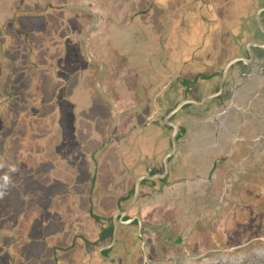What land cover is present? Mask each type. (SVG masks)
I'll list each match as a JSON object with an SVG mask.
<instances>
[{"label":"rangeland","instance_id":"374dc122","mask_svg":"<svg viewBox=\"0 0 264 264\" xmlns=\"http://www.w3.org/2000/svg\"><path fill=\"white\" fill-rule=\"evenodd\" d=\"M101 1L109 4L112 0ZM118 1L123 2L124 0ZM193 1H124L127 7L131 5L129 7L131 12H138L139 17L135 25L145 26L144 29L140 27L147 32L142 34V36L146 35L145 42L156 41L153 35L159 33L160 30L168 32L167 45L164 46L168 49L167 55L160 56L163 61L158 59L159 53L154 50L150 51L152 55L150 52L148 55L151 69H155L160 76L161 74L166 75L167 80L170 79V81L164 79L163 82L158 83V91L160 86L164 85H170L174 90L176 89L175 84L181 89L188 87L191 89V86L208 79L206 74L209 73V68L204 67V64L201 63V59L206 55V51L202 49L215 48V45H210L208 42L211 41L212 36L209 38L210 40H206L205 45L203 44L201 32L203 24H206V22L203 23V15H206L205 17L208 19L207 32L214 35L213 31L217 29L213 27L212 19L207 16L208 13L205 14L202 11L199 0H195L190 6L187 5ZM218 1L221 3V7L225 4V7L227 6V10L222 8L221 15L224 22L226 21L225 31L231 29L233 32L237 29L236 25L243 23L240 19L242 16L240 10L248 1ZM69 2L74 7L78 5L76 0H69ZM251 2L253 5L249 25L253 23V27L248 28L254 30L258 21L256 18L253 21L251 19L256 9L264 4V0H251ZM45 3L55 4L54 7L57 8L58 5L62 6L64 1L46 0ZM90 3L92 4V1ZM234 3L236 6H233ZM22 6L19 10L11 8L6 11V14L4 11L0 15V238H3L0 241V257L5 255L1 251L12 248L15 240L19 241L18 244L22 250L18 263L39 264V262L45 261V257L42 260L40 254L46 255L47 252H50L49 247L48 245H30L28 242L48 237L60 231L65 215L73 216V209H75L74 180L79 174L82 159L78 151L85 153L84 144L88 141L78 138L74 121L67 119L62 112L63 108L57 107L58 103L53 102L64 100V88L61 93L60 88L65 86L69 80L71 81L70 76L68 77L69 71L70 74H73V68H76L74 69L75 73L76 70L81 72L80 69L85 67V62H81L80 68L73 67V64H67L69 67L67 69L63 67L62 56L66 51V40L69 39L65 40L69 31L66 12L61 9V11L55 10L52 6H47L39 0H26ZM143 11L145 14H142ZM233 11H237V13L233 14ZM126 12H124L125 21L129 20L128 17H133V15L126 17ZM232 19H234L233 22H230ZM89 21L92 23L91 19ZM141 29L137 27V30ZM96 34L94 32L92 35L91 33L85 35V39L90 36V39L87 40L88 50L95 53L94 57L98 59H107L108 56H103L99 47L98 49L93 47L94 37L101 36V34ZM85 39L84 46L86 47ZM88 50L86 52L89 53ZM207 52L210 51L207 50ZM210 53L215 54L213 50ZM116 62V59L111 58L107 64L106 75L112 71L115 75L117 74V70L114 69ZM211 63L210 60H207V65L210 66ZM140 65L143 64H137L128 69L121 65L117 68L118 73L123 70L127 75L137 74L140 71ZM144 67L142 68L145 73ZM169 71L170 75L168 76ZM152 79L155 83L160 82L154 72ZM99 84L102 85L103 81H100ZM185 99L195 100L191 93L186 92L180 94L170 91L163 94L162 97V101L166 102L165 105L170 106L177 105ZM67 101L64 100V103L67 104ZM49 103L54 105L43 106V104ZM190 105H185V107ZM72 116L75 117L73 109ZM160 120L161 129L158 128L146 134L142 139L141 150L134 152V155L139 157L156 160L157 174L163 168L171 137L165 120H163V125ZM141 167L136 166L135 168L140 169ZM10 179L14 180L13 183ZM2 192L9 194L7 200L2 199ZM261 196L262 198L255 194L257 198L254 201H264V193ZM236 201L240 202L241 200L237 198ZM23 208L25 213H28L24 218L21 217L23 212H19V216L16 218L15 215L7 211ZM29 208H31L30 211H28ZM236 214L244 218L250 217L253 222L258 220L264 225V210L259 207L252 211L243 208ZM57 219L60 220L59 227L56 226L53 230H48L47 226H44L49 223V220H53L52 223H54ZM20 220L24 223L21 228L23 237L15 239L9 232L14 231L20 225ZM70 226L73 228V223H69ZM252 226L254 225L249 227ZM94 227L95 225L93 226L90 221L83 231L92 238L97 232ZM69 233H71L70 230ZM9 235L11 239L7 240L6 237ZM54 243L56 242L51 241L49 246ZM247 243L249 242L246 239L237 242V247L233 248L237 249L233 251L234 254L247 253L252 249L264 246V242L260 241L250 243L246 247ZM102 260L106 262L104 257Z\"/></svg>","mask_w":264,"mask_h":264},{"label":"crops","instance_id":"0c3cea01","mask_svg":"<svg viewBox=\"0 0 264 264\" xmlns=\"http://www.w3.org/2000/svg\"><path fill=\"white\" fill-rule=\"evenodd\" d=\"M25 1L0 0V15L4 11L6 14V11L11 8L19 10ZM62 1H64L62 6L58 5L55 8L54 3L52 5L45 3L46 0H39L47 6H52L55 10H63L68 16L69 31L65 40L69 39L66 40V51L62 56L63 67L67 69L69 68L67 64H73V67L78 66L77 68H80L82 61L85 62V67L80 69L81 72L76 70L75 73L74 69L76 68H73V74H70L69 71L68 77L70 76L71 81L69 80L65 86L60 88V93L64 88L65 96L63 98L69 102L67 101L65 104L64 100L61 99L53 103L56 104L57 102V107L63 108L62 112L67 119L74 121L78 138L88 142L84 144L85 153L78 151L82 159L79 174L74 180L76 190L73 193V199L76 202L74 201L73 216L65 215L64 224L61 225L60 231L42 239L30 240L28 244L48 245L50 252H47L46 255L40 254L42 260L45 257V261H41L39 264H115L107 259L104 262L99 252L111 242L112 233L109 231L113 226L111 219L127 205V202L122 199L123 202L121 203L119 199L129 196L133 192L136 179L145 174L148 168L155 169L157 167L156 160L139 157L134 155V152L141 150L142 139L146 134L161 127L160 119L163 125L164 115L167 109L171 107L165 105L166 102L162 101V97L163 94L169 93L172 87L170 85L160 86L158 91V83L163 82L164 79L167 80V78H165L166 75L161 74L160 76L155 69H151L148 57L149 52L154 50L159 53L158 59L163 61L160 56L167 55L168 49L164 46L167 45L168 32L160 30L159 33L153 35L156 41L145 42L146 35L142 36V34L147 33L143 30L145 26L135 25L139 17L138 12H131L129 8L131 5L127 7L124 3L125 0L123 2L112 0L109 4L101 0H76L78 5L75 7L69 0ZM194 1L187 5L190 6ZM83 3L85 5H82ZM225 5L222 8L227 10ZM233 6L236 4L234 3ZM125 11H127L126 17L133 15L132 18L128 17L129 20L126 21L124 20ZM143 13L145 14V11ZM221 18L224 21L223 16ZM89 19L92 23H89ZM137 27L143 29L137 30ZM94 32L97 33L96 35L101 34V36L94 37L92 40L93 47L96 49L99 47L102 55L108 56L107 59H98L94 57L95 53L88 50L89 43L87 40L90 39V36L85 39V35L90 33L92 35ZM213 32L214 35L211 33L209 36V38L212 36L210 45L219 42V39L215 38L217 36L216 31ZM84 39L86 47L84 46ZM202 50L206 51V55L201 59V63L204 64V67L209 68V73L206 75H210L219 66L215 60L218 57L215 55L217 49L208 47ZM207 50L210 52L213 50L215 54L213 55ZM150 55H152L151 52ZM111 58L117 60L114 64V69L117 70L116 75L113 71L110 74H105ZM207 60L212 62L210 66L207 65ZM137 64L145 66L140 65L141 68L137 74L127 75L123 70L118 73L117 68L121 65L128 69ZM142 67H144L145 73ZM153 72L159 77L160 82L155 83L153 81ZM169 73L170 71L168 76ZM100 81H103L102 85L99 84ZM213 82L210 84L213 85ZM174 91L182 93L178 89ZM158 99L160 100L158 101ZM45 105L54 104H43V106ZM37 109L40 108L37 107ZM198 144L194 143L192 150L185 151L188 152V155L184 154L185 149H179L178 155L170 162L172 177L167 186L163 187L164 189L160 186H141L139 200L129 211V217L138 215L141 221L151 224L149 225L151 227H147L148 230L144 228L148 238L145 247L146 259L138 247L139 237L134 225L125 227L123 224L120 225L117 231V243L114 244V247L112 246L113 248L105 250L103 255H116L120 258L121 264H145L146 262L148 264H185L189 253H184L180 246L167 248V244L164 242L166 233H164L163 228L169 227L173 218L179 219L188 216L189 203L193 200L178 202L177 206L173 205L172 199L181 198L182 194L180 195L178 192L176 195L170 182L177 181L179 178V169L173 167L174 164H177L178 157L186 160V165L182 164L184 167L189 166L192 161L196 162ZM67 145L69 146V144ZM168 151L169 149L166 153ZM136 166L142 167L136 169ZM10 181L13 183L14 180L10 179ZM2 195L3 200H7L9 197L8 193L2 192ZM220 203L221 200L216 205V210L221 209ZM7 211L15 215L16 218L19 216V212H23L22 218L28 214L25 213L24 208ZM90 221L93 226L95 225L94 228L97 231L92 238L83 231ZM52 222L53 220H49V223L44 226H47L48 230H53L56 226L59 227V219L54 223ZM69 223H73V228L69 227ZM23 225V221L20 220V225L9 233L13 234L15 239L23 237L21 232ZM67 227L69 229L66 230ZM154 229L158 230L155 231ZM69 230L72 234L69 233ZM44 231L46 230L44 229ZM10 237L9 235L6 239L9 240ZM1 240L3 238H0ZM51 241L56 243L49 246ZM177 242L182 244L180 241ZM18 243L19 241L14 240L12 248L1 251L5 255H1L3 257H0V264H19L18 258H20L22 250ZM173 249L178 250L175 252Z\"/></svg>","mask_w":264,"mask_h":264},{"label":"flooded vegetation","instance_id":"af4514ba","mask_svg":"<svg viewBox=\"0 0 264 264\" xmlns=\"http://www.w3.org/2000/svg\"><path fill=\"white\" fill-rule=\"evenodd\" d=\"M199 1L202 11L208 13L207 16L212 19L213 27L217 29L215 38L219 39V42L213 44L217 49L218 57L215 60L219 66L212 74L206 75L208 79L191 86V89L188 87L180 90L181 87L175 84L174 90L191 93L195 100L201 101L207 94L219 92L226 65L235 59L238 61L231 66L220 95L204 107L193 105L184 107L171 118L179 125L180 130L177 136V153L170 162L178 155L179 149H185V155H188L185 151L193 149L194 143H199V149L196 162L192 161L191 164L188 163L189 166L184 167L182 164L186 165V160L178 157L177 164L173 166L179 169V178L170 184L176 195L178 192L182 194L181 198L172 199L173 205L177 206L178 202L187 200L193 201L189 203L188 216L173 218L170 226L163 228L166 233L164 242L167 248L180 246L184 253H189L188 259L184 257L187 260L183 258L186 260L185 264H264V246L244 252L245 254L235 255L233 252L237 250L233 249L237 247V242L243 239L249 242L246 247L250 243L264 242L263 222L258 220L253 222L250 217H240L241 212L240 215L236 214L243 208L252 211L259 207L264 210V201H254L258 196L262 198L261 195L264 193V31L259 24H256L254 30L248 28L253 27V23L249 25L253 5L251 0H247L248 2L241 8L240 19L243 23L236 25L237 29L233 32L231 29L225 31V22L221 18L222 7L218 0ZM263 7L264 4L256 10L252 21L254 18L257 20L255 16ZM236 13L237 11L233 12ZM205 16L203 15V23L206 24H203L201 32L204 45L210 36V32H207L208 19ZM261 20L264 24V12L261 14ZM206 82H213V85L204 92H199L198 88ZM175 105L167 109L163 120ZM168 127L172 135L173 129ZM170 151L171 140L167 153ZM170 162L168 175L164 179L144 180L141 186L165 188L172 177ZM163 168L158 174L164 173ZM157 172L156 169L148 168L146 173L140 176H150ZM134 187L129 196L119 199L121 203L127 202L121 211L125 210L133 198ZM237 198L241 201H236ZM219 200H221V209L216 210ZM137 217L141 221L138 215L129 217L128 213L123 220L124 222L132 220V222L128 225H125L127 223L120 225L123 224L124 227L134 225L137 228L138 247L146 259L145 247L148 238L145 231L148 230L147 227H151L149 226L151 224L141 221L140 225ZM111 221L113 225V218ZM250 225L254 226L250 228ZM113 228L111 226L109 230L112 236ZM250 230L253 231L248 232ZM111 245L112 238L109 245L103 249H111L108 248ZM222 249L224 250L221 251ZM173 250L176 252L178 249ZM158 253L161 254L159 251Z\"/></svg>","mask_w":264,"mask_h":264},{"label":"water","instance_id":"95a60500","mask_svg":"<svg viewBox=\"0 0 264 264\" xmlns=\"http://www.w3.org/2000/svg\"><path fill=\"white\" fill-rule=\"evenodd\" d=\"M264 12V7L259 9V11L257 12V21L258 24L260 26V28L264 31V24L261 20V14ZM260 46V45H259ZM264 46V45H263ZM238 61V59H235L231 62L228 63V65H226L223 75H222V79H221V84H220V88H219V92L218 93H210L207 94L206 96L203 97V99L201 101L198 100H192V99H185L182 102H180L179 104L175 105V107L165 116V125L166 126H170L173 129L172 135H171V151L169 153L166 154L165 159H164V173L162 174H153L150 176L144 175V176H140L139 178H137V180L135 181V187H134V195L133 198L131 199L130 203L128 204V206L125 208V210L118 212L114 215L113 217V236H112V245L109 246L108 248L112 247L116 240H117V236H118V230H119V225L120 223H127L125 225H128L129 223L132 222V220L129 222H124L123 217L127 216V214L129 213V211L131 210V208L134 206L135 202L137 201V198L139 197V193H140V186L142 181L144 180H155V179H164L167 175H168V168H169V162L170 159L177 153V136L179 134V130L180 127L177 123L173 122L171 120V118L177 114L182 108L185 107V105L191 104L195 107H204L209 101H211L213 98L217 97L218 95H220L222 89H223V84L225 82V80L227 79L228 73L231 69V66L233 64H235V62ZM210 83H203V85H201L198 88L199 92H204L207 88L210 87ZM138 218V217H137ZM139 224L141 225V221L138 218ZM140 236L142 237V239L145 241L144 237L142 234H140ZM103 250H105V248L100 249V256L104 257L105 259H107L110 262H114L115 264H121L120 258L116 255H111L109 257H106L103 255ZM146 264V263H145Z\"/></svg>","mask_w":264,"mask_h":264},{"label":"clouds","instance_id":"9594fccd","mask_svg":"<svg viewBox=\"0 0 264 264\" xmlns=\"http://www.w3.org/2000/svg\"><path fill=\"white\" fill-rule=\"evenodd\" d=\"M5 179H7V178H5Z\"/></svg>","mask_w":264,"mask_h":264}]
</instances>
